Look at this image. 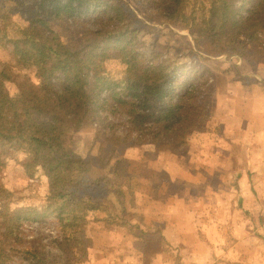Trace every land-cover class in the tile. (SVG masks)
<instances>
[{"label":"trees","instance_id":"obj_1","mask_svg":"<svg viewBox=\"0 0 264 264\" xmlns=\"http://www.w3.org/2000/svg\"><path fill=\"white\" fill-rule=\"evenodd\" d=\"M143 2L167 21L190 30L196 44L206 40L244 56L246 48L264 35V0H210L205 16L187 13L186 0ZM125 3L36 0L27 12L29 26L14 43L17 50L31 53L44 87L0 70V144L7 151L26 154L22 164L29 172L43 167L49 179L47 204L27 209L25 219L55 216L61 225L79 228L80 238L70 247L83 251L82 256H72L76 264L86 260L85 252L96 253L95 245L88 244L93 239L90 225L103 220L91 219L88 213L107 210L99 200L100 181L76 174L71 164L75 155L72 140L80 123L90 117L99 125L110 142V156L116 159L115 174L128 170L127 159L120 156L121 140H145L150 133L153 142L168 143L179 153L195 132L205 129L210 112L212 96L190 83L192 71L179 64L178 58L161 60L154 49L147 55L142 51L141 30L130 25ZM92 19L96 28L88 25ZM54 23L74 24L84 32L65 41L54 30ZM191 54L196 56L194 50ZM109 60L124 65L123 79L107 78L104 65ZM7 81H16L17 96L7 92Z\"/></svg>","mask_w":264,"mask_h":264},{"label":"rangeland","instance_id":"obj_2","mask_svg":"<svg viewBox=\"0 0 264 264\" xmlns=\"http://www.w3.org/2000/svg\"><path fill=\"white\" fill-rule=\"evenodd\" d=\"M35 1L0 0V70L10 72L17 80V75L22 77V80L28 78L31 83L34 82L43 88L40 76L36 75L31 53L22 49L17 50L14 43L16 39L22 37V30L29 26L27 12L34 8ZM143 1L145 0L140 2L125 0V8L131 17L130 25L141 30L138 37L145 45L142 51L147 55L154 49L161 60L176 57L179 64H184L186 69L192 71L193 78L190 83H197L202 93H210L212 96L208 121L205 129L202 132H195L188 145L179 153H174L168 143L153 142L150 133L144 137L145 140H121L120 156L127 159L128 170L126 173L123 170V173L120 169L116 172L117 175L113 173L116 159L110 156V142L102 136L98 129L99 125L90 117L80 123L72 140L75 155L71 164L76 174L100 181L103 191L99 193V200L102 207L107 209L88 213L91 219L95 217L103 221L96 226L90 225L93 239H90L88 244L95 245L96 257L91 258L94 254L85 252L88 256H85L86 260L81 264H92L94 260V264H111L113 257L107 251L106 236L114 231V224L123 225L132 217L139 220L140 212L135 208L141 207L143 203L140 192L144 189L141 184L142 171H148L145 163L159 159L164 162L172 154H182L185 155L182 161L169 157L172 164L179 168L182 162L190 168L198 161L194 156L205 153L203 144L207 131L210 132V138L217 141V145L221 144V138L230 142L229 137H232V145L227 144V148L231 145L234 153L238 149L235 141L238 127L242 126L243 131L245 127L251 139L255 137L251 130L256 128L253 99L254 93H264V35L260 36L257 43H252L246 48L247 53L244 56L232 51L231 48L211 44L206 40H200L196 44L194 34L190 30L167 21L158 12L151 10L150 6L143 4ZM209 3L210 0H186L185 9L187 13L205 16ZM92 22L93 19L88 25L96 28ZM53 28L65 41L75 40L84 32L80 26L74 24L67 27L54 23ZM193 50L196 56L191 54ZM104 70L110 80H121L125 77V68L120 62L109 60L105 63ZM5 88L10 96H17L16 81H7ZM243 100H246L245 103ZM230 131L233 132L232 135ZM243 131L239 132L241 141L244 137ZM247 148L242 149L246 155ZM4 149L6 150V147L3 148L0 144V264H37L38 260L42 261L41 264H76L72 256H82L83 251L70 247L73 241L80 238L79 228H71L70 224L61 225L55 216H48L39 221L25 219L27 209L47 204L49 179L43 167H35L34 172H29L28 167L22 164L27 157L26 154H18L13 150H6L7 153L6 151L3 153ZM220 149V145L216 146L213 152L220 153ZM158 154L161 156L157 158ZM241 163V159L228 163L222 161L214 163L216 166L214 179L217 180H214V184L222 180L218 174L221 167L226 164L231 173L232 170H237L236 167L241 166ZM232 175L233 179L230 176L225 179H228V182L236 180L237 174ZM232 194L231 189L226 190L227 199ZM125 206L131 210L128 211ZM132 211L136 212L132 215ZM261 211L264 218V209ZM132 230L134 234L139 233V228ZM121 233L124 234L125 229H122ZM117 243L120 247L125 246V242ZM135 248L141 251L143 246L137 243ZM156 248V245H153V249ZM150 249L153 253V249Z\"/></svg>","mask_w":264,"mask_h":264},{"label":"crops","instance_id":"obj_3","mask_svg":"<svg viewBox=\"0 0 264 264\" xmlns=\"http://www.w3.org/2000/svg\"><path fill=\"white\" fill-rule=\"evenodd\" d=\"M254 94L256 128L251 130L255 137L251 139L245 127L244 131L238 127L235 153L232 137L230 142L221 138V152L214 153L219 145L207 131L205 153L196 154L198 161L190 168L182 162L179 168L172 164L169 157L182 161V154H172L164 162L147 160L148 171H142L141 177L143 203L135 208L139 220L132 217L123 225L114 224V231L106 236L111 264H264V93ZM236 159H241V166L229 173L225 164L218 173L221 182L214 184V163ZM233 171L238 177L228 182L225 177L234 176ZM227 189L233 192L229 199ZM135 228L140 235L132 232ZM154 242L158 243L155 250L148 244ZM137 243L142 244L141 251L135 248Z\"/></svg>","mask_w":264,"mask_h":264}]
</instances>
